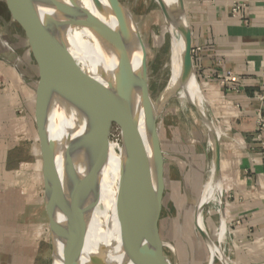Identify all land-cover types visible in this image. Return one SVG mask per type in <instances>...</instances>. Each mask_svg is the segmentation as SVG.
<instances>
[{
  "label": "water",
  "instance_id": "1",
  "mask_svg": "<svg viewBox=\"0 0 264 264\" xmlns=\"http://www.w3.org/2000/svg\"><path fill=\"white\" fill-rule=\"evenodd\" d=\"M3 2L11 20L21 25L37 69V77L30 81L34 86V121L42 161L43 204L48 221L51 264L57 256L60 264H106L107 248L103 244L87 257L89 213L76 199L83 183L82 168L89 148L114 122L122 128L138 178L151 192V201L140 213L129 215L117 224L120 264H171L161 251L164 244L156 231V217L165 189L164 157L157 127L159 114L150 109V159L144 132L123 99V93L135 91L128 79L130 52L136 39L131 15L119 0H92L95 12L80 5L78 0ZM43 6L52 7L90 29L111 60L107 70L82 73L80 87L69 101L71 114L59 115L55 108L67 90L66 59L48 45V20L42 19L39 12ZM179 6L184 15L183 70L187 73L193 69L198 83L182 0ZM139 93L149 94L144 90ZM51 123L61 131L57 139L49 134ZM219 140L220 137L214 151V168L220 177Z\"/></svg>",
  "mask_w": 264,
  "mask_h": 264
},
{
  "label": "crops",
  "instance_id": "2",
  "mask_svg": "<svg viewBox=\"0 0 264 264\" xmlns=\"http://www.w3.org/2000/svg\"><path fill=\"white\" fill-rule=\"evenodd\" d=\"M182 2L199 87L220 134L222 217L231 262L264 264V135L257 139L255 134L264 108L258 99L264 96V0ZM0 37V162L5 172L10 153L22 143L25 124L34 121L30 78L37 77V69L24 31L11 20L3 0ZM224 77L228 81L223 84ZM4 186L0 184V264H24L21 227L9 228L2 211L8 193Z\"/></svg>",
  "mask_w": 264,
  "mask_h": 264
},
{
  "label": "rangeland",
  "instance_id": "3",
  "mask_svg": "<svg viewBox=\"0 0 264 264\" xmlns=\"http://www.w3.org/2000/svg\"><path fill=\"white\" fill-rule=\"evenodd\" d=\"M119 1L131 15L136 33L128 79L135 91L144 90L155 99L168 80L164 69L170 46L167 21L163 20L154 0ZM105 22L111 25L106 18ZM170 33L172 36V30ZM0 42H4L1 37ZM32 122L25 124L22 143L10 153L5 172L0 162V184L8 190L2 211L7 214L5 221L9 228L21 227L24 264H51L48 221L43 204L42 161ZM157 127L165 183L156 217L158 239L164 244L161 251L171 264H207L208 251L204 236L199 233L195 207L211 157L207 147L208 130L198 111L188 105L182 107L175 99L164 105ZM204 222L209 236L215 239L220 225L219 211L205 210ZM221 248L232 264L229 242L225 240ZM214 264L221 262L217 259Z\"/></svg>",
  "mask_w": 264,
  "mask_h": 264
},
{
  "label": "bare ground",
  "instance_id": "4",
  "mask_svg": "<svg viewBox=\"0 0 264 264\" xmlns=\"http://www.w3.org/2000/svg\"><path fill=\"white\" fill-rule=\"evenodd\" d=\"M100 1L103 2V0ZM154 1L161 10L163 20L167 21V32L170 36L169 52L164 64L168 80L163 91L155 99L149 94L142 95L132 90L123 93V99L144 132L150 159L152 158L149 145L150 109L153 108L160 115L166 102L175 99L182 107L188 105L202 116L208 130L207 147L210 149L211 157L207 162L195 212L199 233L204 236L208 251L207 264H214L217 259L221 264H230L221 248L225 243L227 230L222 217V178L216 174L214 168V151L220 137L219 130L208 110L199 84L195 80L193 69L187 73L183 70L184 15L180 9L179 0ZM78 2L95 12L92 0H78ZM39 12L42 19L48 20L49 47L58 55H64L66 59L67 90L58 100L55 108L59 115L71 114L69 101L80 87L82 73L91 74L96 69L107 70L111 60L109 54L101 48L96 36L83 24L49 6H43ZM101 19L105 21L104 17ZM48 131L50 136L56 139L61 132L55 129L52 123ZM82 176L84 179L76 201L89 213L90 233L87 257L96 253L99 245L103 244L107 248L106 264H120L117 224L129 215L140 213L151 201V192L134 170L132 154L127 148L119 123L114 122L92 143L82 168ZM205 210H218L221 215L215 239L211 238L206 230ZM54 264H60L58 256Z\"/></svg>",
  "mask_w": 264,
  "mask_h": 264
},
{
  "label": "built area",
  "instance_id": "5",
  "mask_svg": "<svg viewBox=\"0 0 264 264\" xmlns=\"http://www.w3.org/2000/svg\"><path fill=\"white\" fill-rule=\"evenodd\" d=\"M238 7H234L233 8V13H237L238 12ZM2 44H4V42H1ZM193 50H192V56H193ZM228 81V78H223L222 79V83H226ZM261 102H264V96H260L258 98ZM255 134H256V138L259 139L261 138V136L264 135V108H262L257 115V121H256V128H255Z\"/></svg>",
  "mask_w": 264,
  "mask_h": 264
}]
</instances>
